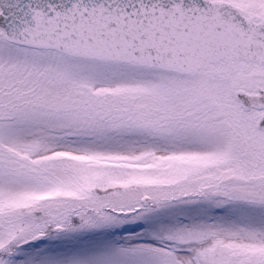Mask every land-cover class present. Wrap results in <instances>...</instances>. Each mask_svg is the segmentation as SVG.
<instances>
[{"label": "snow or ice", "instance_id": "obj_1", "mask_svg": "<svg viewBox=\"0 0 264 264\" xmlns=\"http://www.w3.org/2000/svg\"><path fill=\"white\" fill-rule=\"evenodd\" d=\"M0 264H264V0H0Z\"/></svg>", "mask_w": 264, "mask_h": 264}]
</instances>
